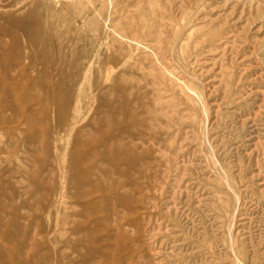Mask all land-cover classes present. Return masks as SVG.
Here are the masks:
<instances>
[{"label": "rangeland", "instance_id": "rangeland-1", "mask_svg": "<svg viewBox=\"0 0 264 264\" xmlns=\"http://www.w3.org/2000/svg\"><path fill=\"white\" fill-rule=\"evenodd\" d=\"M9 13L29 14V154L0 231L29 229V264H264V0Z\"/></svg>", "mask_w": 264, "mask_h": 264}, {"label": "bare ground", "instance_id": "bare-ground-1", "mask_svg": "<svg viewBox=\"0 0 264 264\" xmlns=\"http://www.w3.org/2000/svg\"><path fill=\"white\" fill-rule=\"evenodd\" d=\"M20 33L25 38L23 44ZM0 137H5L0 142V178H12L20 173L11 167L20 150L29 154V14L22 18L11 13L0 16ZM27 158L20 159L25 167ZM3 225L6 229L0 231V264H29L24 256L29 229L12 230L9 223Z\"/></svg>", "mask_w": 264, "mask_h": 264}]
</instances>
